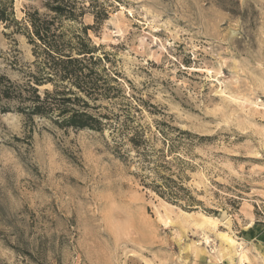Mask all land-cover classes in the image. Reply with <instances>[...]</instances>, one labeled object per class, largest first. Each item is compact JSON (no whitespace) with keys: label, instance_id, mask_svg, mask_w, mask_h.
Listing matches in <instances>:
<instances>
[{"label":"rangeland","instance_id":"rangeland-1","mask_svg":"<svg viewBox=\"0 0 264 264\" xmlns=\"http://www.w3.org/2000/svg\"><path fill=\"white\" fill-rule=\"evenodd\" d=\"M99 3L107 19L90 9L83 21L117 79L90 102L104 130L0 111V264H251L241 238L264 225V0ZM35 9L43 0H14L18 21ZM33 61L0 21V73L24 83ZM171 143L190 208L143 184L138 152Z\"/></svg>","mask_w":264,"mask_h":264},{"label":"trees","instance_id":"trees-1","mask_svg":"<svg viewBox=\"0 0 264 264\" xmlns=\"http://www.w3.org/2000/svg\"><path fill=\"white\" fill-rule=\"evenodd\" d=\"M99 0H91L88 6L84 0H43L44 12L39 9L28 11L22 21L14 14V0H0V21L13 33H23L32 45L34 61L18 83L6 74L0 73V111L18 112L27 117L54 119L63 129L92 130L102 132L106 126L101 117L89 113L90 102L108 99L116 88L111 82L117 79L107 74L103 58L97 56V48L89 37L91 26L85 25L83 17L93 10L96 23L107 18L100 16ZM51 85L52 89L40 87ZM189 137L196 136L180 132ZM167 136V135H166ZM135 147L147 142L138 134L130 139ZM168 142L167 139H165ZM174 144L159 152L143 149L138 152L145 187L152 189L166 201L186 208L198 202L186 187L177 158L168 159ZM177 167V168H176Z\"/></svg>","mask_w":264,"mask_h":264},{"label":"crops","instance_id":"crops-1","mask_svg":"<svg viewBox=\"0 0 264 264\" xmlns=\"http://www.w3.org/2000/svg\"><path fill=\"white\" fill-rule=\"evenodd\" d=\"M247 238H241L242 243L248 249V257L251 264H264V225L253 224Z\"/></svg>","mask_w":264,"mask_h":264},{"label":"bare ground","instance_id":"bare-ground-1","mask_svg":"<svg viewBox=\"0 0 264 264\" xmlns=\"http://www.w3.org/2000/svg\"><path fill=\"white\" fill-rule=\"evenodd\" d=\"M204 217V219H206V220H208V221H217L216 219H213V218H210V217H205V216H203ZM202 217V218H203ZM212 223V222H211ZM226 241H227V244L229 245V246H232V247H234L235 245H237L238 243L236 242V240H234V239H232V238H230V237H227V239H226Z\"/></svg>","mask_w":264,"mask_h":264},{"label":"built area","instance_id":"built-area-1","mask_svg":"<svg viewBox=\"0 0 264 264\" xmlns=\"http://www.w3.org/2000/svg\"><path fill=\"white\" fill-rule=\"evenodd\" d=\"M241 264H247V263H241Z\"/></svg>","mask_w":264,"mask_h":264}]
</instances>
